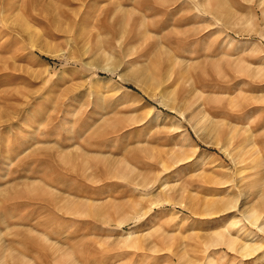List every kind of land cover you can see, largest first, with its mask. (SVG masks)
<instances>
[{
    "label": "rangeland",
    "instance_id": "rangeland-1",
    "mask_svg": "<svg viewBox=\"0 0 264 264\" xmlns=\"http://www.w3.org/2000/svg\"><path fill=\"white\" fill-rule=\"evenodd\" d=\"M0 264H264V0H0Z\"/></svg>",
    "mask_w": 264,
    "mask_h": 264
},
{
    "label": "bare ground",
    "instance_id": "bare-ground-1",
    "mask_svg": "<svg viewBox=\"0 0 264 264\" xmlns=\"http://www.w3.org/2000/svg\"><path fill=\"white\" fill-rule=\"evenodd\" d=\"M134 68V67H133ZM158 68H160L158 66ZM157 68V70L154 71V69H150V68H146L145 66H140V67H135V81H136V84H140L139 88L145 93L147 94L148 91L150 88L152 87H162L164 85V78L163 77H160V74L158 73L160 70ZM169 70V69H168ZM170 72V71H169ZM169 72H167L169 74ZM163 75V74H162ZM161 75V76H162ZM165 75V74H164ZM167 75V74H166ZM170 75V74H169ZM168 76V75H167ZM167 76H164V77H167ZM166 79V78H165ZM168 80V79H167ZM166 80V81H167ZM157 89V88H156ZM156 89H153L156 90ZM166 92L165 91V95H166ZM162 93V92H161ZM174 93V92H173ZM189 103V102H187ZM183 105V104H182ZM192 108L193 106L190 105ZM196 107V106H195ZM169 108V107H168ZM171 109H176L175 107H170ZM180 109V108H179ZM194 109V108H193ZM197 109V110H196ZM195 109L194 113H192V117L194 115H198L199 117V120H197V124H201V122H199L200 120L202 121H205L207 122V118L205 116V114H203L204 112L202 111V109H200L199 106H197V108ZM186 110V109H185ZM190 111V110H189ZM192 112V110H191ZM190 113V112H189ZM184 114H182L183 116ZM189 115V114H188ZM185 116V115H184ZM190 118V117H189ZM190 121V119H189ZM204 123V122H203ZM249 218H251V216L249 215Z\"/></svg>",
    "mask_w": 264,
    "mask_h": 264
}]
</instances>
